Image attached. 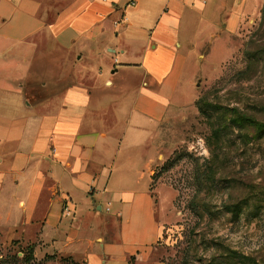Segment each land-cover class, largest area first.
<instances>
[{
	"label": "crops",
	"instance_id": "obj_1",
	"mask_svg": "<svg viewBox=\"0 0 264 264\" xmlns=\"http://www.w3.org/2000/svg\"><path fill=\"white\" fill-rule=\"evenodd\" d=\"M263 4L0 0V244L74 264L148 258L162 235L152 183L163 128L198 98L197 58L228 51ZM58 51L74 73L50 91L58 65L43 59ZM30 87L49 94L35 103Z\"/></svg>",
	"mask_w": 264,
	"mask_h": 264
},
{
	"label": "rangeland",
	"instance_id": "obj_2",
	"mask_svg": "<svg viewBox=\"0 0 264 264\" xmlns=\"http://www.w3.org/2000/svg\"><path fill=\"white\" fill-rule=\"evenodd\" d=\"M261 9L257 13L258 7L251 6L239 33L226 41L228 51L220 44L211 61L197 58L198 98L163 128L169 151L152 183L162 235L139 264H264V137L256 129L235 128L209 142L223 109L239 107L264 122V55L250 59L264 47V33L257 35ZM52 61L59 84L50 91H60L74 73V61L61 51L44 58L43 65ZM33 89L28 95L35 103L49 94ZM143 241L136 245L149 248L151 236ZM29 253L28 244L19 240L0 244V264H74L42 255L27 260Z\"/></svg>",
	"mask_w": 264,
	"mask_h": 264
},
{
	"label": "trees",
	"instance_id": "obj_3",
	"mask_svg": "<svg viewBox=\"0 0 264 264\" xmlns=\"http://www.w3.org/2000/svg\"><path fill=\"white\" fill-rule=\"evenodd\" d=\"M261 14H262V18H261V23H260V27L257 31V35H261L264 33V5L261 9ZM252 43H255V41H253ZM261 54L256 55L255 57H250V59H257L259 58V56L264 55V47H262L260 49ZM259 60H256V64L258 63ZM251 66V65H250ZM248 73V71H245L244 73L242 72L241 75H246ZM205 99H201L198 102H204ZM211 108L216 109V110H222L221 107H217V105H209ZM222 116V121L220 123V126L218 128H216L213 132H212V136L210 138V144H211V140L213 139H221L223 132H225L226 130L229 131L231 129H235L238 128L239 131H245L247 129H256L257 132H260L259 135L264 137V122H260L259 120H256L255 118H253L252 116L248 115L246 113L245 110L240 109L239 107H232V108H227V109H223V115ZM246 136V135H245ZM212 154H214V150L212 149ZM210 170H212V168L210 167ZM28 249H29V254H30V258H27V260L31 259L32 257L34 258V246L33 245H28ZM65 260H69V259H65ZM253 264H256V262L252 261Z\"/></svg>",
	"mask_w": 264,
	"mask_h": 264
},
{
	"label": "built area",
	"instance_id": "obj_4",
	"mask_svg": "<svg viewBox=\"0 0 264 264\" xmlns=\"http://www.w3.org/2000/svg\"><path fill=\"white\" fill-rule=\"evenodd\" d=\"M203 3H207V0H201ZM134 5V4H133ZM127 21V17H126V15H124L123 16V19L121 20V21H117V22H115V25H119V24H121L122 22H126ZM108 211H109V209H107ZM64 214L67 216V217H69V216H72L73 214H72V211H71V209L68 207V205H66L65 206V208H64Z\"/></svg>",
	"mask_w": 264,
	"mask_h": 264
}]
</instances>
